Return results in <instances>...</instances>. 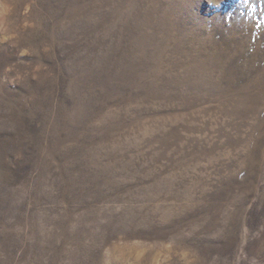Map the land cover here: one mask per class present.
<instances>
[{
    "label": "rangeland",
    "instance_id": "obj_1",
    "mask_svg": "<svg viewBox=\"0 0 264 264\" xmlns=\"http://www.w3.org/2000/svg\"><path fill=\"white\" fill-rule=\"evenodd\" d=\"M0 264H264V0H0Z\"/></svg>",
    "mask_w": 264,
    "mask_h": 264
}]
</instances>
